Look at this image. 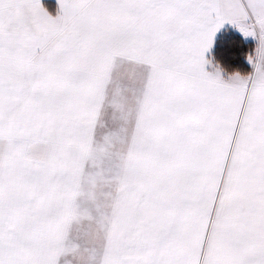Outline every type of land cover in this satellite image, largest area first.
Instances as JSON below:
<instances>
[{
    "label": "snow or ice",
    "instance_id": "1",
    "mask_svg": "<svg viewBox=\"0 0 264 264\" xmlns=\"http://www.w3.org/2000/svg\"><path fill=\"white\" fill-rule=\"evenodd\" d=\"M0 264H264V0H0Z\"/></svg>",
    "mask_w": 264,
    "mask_h": 264
},
{
    "label": "trees",
    "instance_id": "2",
    "mask_svg": "<svg viewBox=\"0 0 264 264\" xmlns=\"http://www.w3.org/2000/svg\"><path fill=\"white\" fill-rule=\"evenodd\" d=\"M218 41L223 50L231 52L232 59L237 60V66L244 65V52L254 47L253 44L241 40L239 34L235 32H221Z\"/></svg>",
    "mask_w": 264,
    "mask_h": 264
},
{
    "label": "crops",
    "instance_id": "3",
    "mask_svg": "<svg viewBox=\"0 0 264 264\" xmlns=\"http://www.w3.org/2000/svg\"><path fill=\"white\" fill-rule=\"evenodd\" d=\"M54 2V0H52Z\"/></svg>",
    "mask_w": 264,
    "mask_h": 264
}]
</instances>
